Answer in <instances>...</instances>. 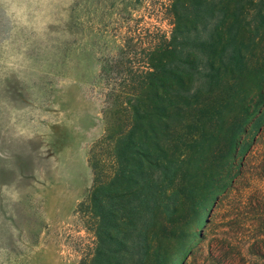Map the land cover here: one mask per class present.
<instances>
[{"label":"trees","instance_id":"16d2710c","mask_svg":"<svg viewBox=\"0 0 264 264\" xmlns=\"http://www.w3.org/2000/svg\"><path fill=\"white\" fill-rule=\"evenodd\" d=\"M161 8L100 65L77 264H264V0Z\"/></svg>","mask_w":264,"mask_h":264},{"label":"rangeland","instance_id":"374dc122","mask_svg":"<svg viewBox=\"0 0 264 264\" xmlns=\"http://www.w3.org/2000/svg\"><path fill=\"white\" fill-rule=\"evenodd\" d=\"M166 1L21 0L25 22L0 4V264L81 258L90 235L75 209L105 130L100 65L136 29L169 31Z\"/></svg>","mask_w":264,"mask_h":264},{"label":"clouds","instance_id":"9594fccd","mask_svg":"<svg viewBox=\"0 0 264 264\" xmlns=\"http://www.w3.org/2000/svg\"><path fill=\"white\" fill-rule=\"evenodd\" d=\"M9 3L10 7L7 14L13 16L20 22L26 21V10L21 3V0H0V4Z\"/></svg>","mask_w":264,"mask_h":264}]
</instances>
